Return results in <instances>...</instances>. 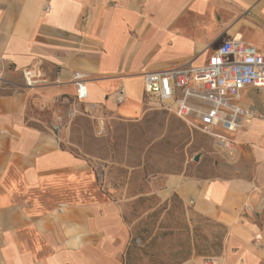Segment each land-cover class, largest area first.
<instances>
[{
  "label": "crops",
  "instance_id": "0c3cea01",
  "mask_svg": "<svg viewBox=\"0 0 264 264\" xmlns=\"http://www.w3.org/2000/svg\"><path fill=\"white\" fill-rule=\"evenodd\" d=\"M231 38L264 44V0H0V264H125L123 206L53 125L80 106L140 119L153 104L144 73L203 65ZM29 67L40 72L31 86L22 77ZM75 74L87 87L83 101ZM255 99L264 102V90L238 97L262 117L241 120L233 154L209 136L212 147L193 154L196 171L148 185L160 201L174 196L223 227L210 264H264V106Z\"/></svg>",
  "mask_w": 264,
  "mask_h": 264
},
{
  "label": "rangeland",
  "instance_id": "374dc122",
  "mask_svg": "<svg viewBox=\"0 0 264 264\" xmlns=\"http://www.w3.org/2000/svg\"><path fill=\"white\" fill-rule=\"evenodd\" d=\"M255 103L264 106L260 99ZM149 105L137 120L105 119L84 106L67 110L59 119L60 143L87 160L98 175L100 190L123 206L129 231L122 255L125 264L204 261L218 254L223 227L190 211L174 196L160 201L148 185L168 174L192 172L198 161L193 154L213 142L155 103ZM195 135L206 140L196 145ZM209 166L206 161L203 169Z\"/></svg>",
  "mask_w": 264,
  "mask_h": 264
},
{
  "label": "built area",
  "instance_id": "2783aa9c",
  "mask_svg": "<svg viewBox=\"0 0 264 264\" xmlns=\"http://www.w3.org/2000/svg\"><path fill=\"white\" fill-rule=\"evenodd\" d=\"M22 77L31 86L40 72L29 67L22 71ZM74 83L75 98L83 101L86 84L78 74L74 75ZM248 87L264 89V44L255 47L235 38L223 41L203 65L187 63L143 75V94L149 101L182 120L189 130L211 136L216 146L229 154L234 152L232 135L240 128L241 120L262 117L238 103L241 91ZM122 100L120 91L116 101ZM53 127L58 129L59 124ZM211 261L207 257L204 264Z\"/></svg>",
  "mask_w": 264,
  "mask_h": 264
},
{
  "label": "water",
  "instance_id": "95a60500",
  "mask_svg": "<svg viewBox=\"0 0 264 264\" xmlns=\"http://www.w3.org/2000/svg\"><path fill=\"white\" fill-rule=\"evenodd\" d=\"M194 159L197 160V157L195 156Z\"/></svg>",
  "mask_w": 264,
  "mask_h": 264
}]
</instances>
